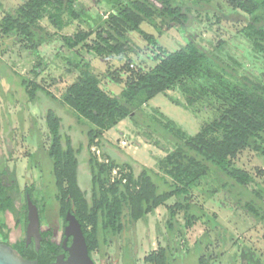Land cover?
Returning a JSON list of instances; mask_svg holds the SVG:
<instances>
[{
	"label": "trees",
	"instance_id": "16d2710c",
	"mask_svg": "<svg viewBox=\"0 0 264 264\" xmlns=\"http://www.w3.org/2000/svg\"><path fill=\"white\" fill-rule=\"evenodd\" d=\"M208 1L194 0L189 4L186 0H126L118 9H110L108 19L96 30L61 35L63 46L71 53L85 50L101 60L128 59L117 70L95 73L90 61L74 59L64 53L58 56L64 68L63 77H74L62 96V103L81 122L88 123V149L100 146L107 131L130 120L135 127L145 129L146 140L164 150L166 156L158 160V171L144 167L136 176L131 166H128L129 173L122 174L124 165L111 158L100 161L93 154L89 160V197L79 185L78 155L81 151H77L72 139L63 134L62 118L48 110L45 117L48 145L40 139L38 151L52 164L54 197L63 230L57 240L54 228L43 229L45 207L35 197V186L27 184L22 189L6 162L0 161L1 242L10 245V230L2 221V216L8 212L16 226L26 230L28 195L39 209L41 246L37 251L34 243L27 246L23 239L17 242L19 247H12L25 259L55 264L64 251L68 213L81 224L92 257L103 245H108L111 238L122 235L139 221L146 222L149 215L155 214L170 200L175 203L167 207L166 229L172 242L178 233L184 238L186 230L204 218L203 210L198 213L192 199L194 190L203 182L210 181L211 187L215 188L213 193L221 189H243L254 183L253 177L236 167L233 160L247 149L264 154L261 145L264 141V69L259 79L241 76L239 70L243 65L237 59L230 57L232 65H229L187 33L193 9L204 10ZM228 1V13L219 11L222 15L218 22L246 15L247 25L241 34L253 48L252 56L264 60V0ZM94 2L107 4V0ZM77 5L78 0H26L15 13H8L0 20V37L16 40L22 37L29 44L31 53L39 57L38 47L52 37L46 33L42 21L47 19L56 31L62 32L74 20L84 21L83 11H79ZM146 24L155 29L157 36L144 30ZM168 33H178L182 39L174 50L164 48L159 41ZM135 38L142 47L134 48L139 52L149 49L153 56L139 55L132 47ZM224 44L219 43V52ZM134 52L140 58L139 63L131 57ZM34 73L36 77L39 75L37 70ZM22 86L31 102L39 99V93L52 98L46 88L34 81L23 78ZM176 88L186 95L190 106L213 96L224 103V109L194 136L186 134L157 110L151 115L144 111L151 100ZM172 102L179 105V102ZM155 136L170 144L171 149H166ZM116 169H119L120 177L113 179ZM253 193L259 201L264 197V190ZM243 209L253 218L264 220V205L255 200L247 201ZM180 212L184 214V225L177 219ZM175 256L169 244L151 253L145 261L172 264ZM125 260L132 264V260ZM200 262L203 264V260Z\"/></svg>",
	"mask_w": 264,
	"mask_h": 264
},
{
	"label": "rangeland",
	"instance_id": "374dc122",
	"mask_svg": "<svg viewBox=\"0 0 264 264\" xmlns=\"http://www.w3.org/2000/svg\"><path fill=\"white\" fill-rule=\"evenodd\" d=\"M26 0H0V20L8 13H15ZM194 2V0H186ZM126 0H107V4L98 5L94 0H78L77 9L83 11L84 21L74 20L62 32L49 23L42 21L51 40L45 39L38 47L39 57L33 55L30 46L22 37H0V161L6 162L11 173H14L20 187L27 184L35 186V197L45 207L43 214L44 230L55 229L57 240L63 230V222L59 218V207L55 200V186L52 164L39 154V141L48 145V131L45 117L48 110H53L62 118V132L72 139L74 148L81 151L79 158V185L84 192L91 195V173L89 160L95 154L100 161L111 158L125 169L121 173H129L131 166L135 175H139L144 167L158 171L157 162L166 156L164 150L149 143L144 137V130L126 120L123 134L107 133L106 140L100 146L88 149L86 131L88 123L81 122L76 115L62 103L66 88L74 77L64 78L60 53L82 61H90L95 73L111 69H119L127 63V57H114L106 60L96 58L85 50L71 53L63 46L61 35L69 36L77 31L96 30L108 19L110 9H118ZM204 10L193 9V19L188 24L187 33L196 37V41L207 51L232 65L230 57L237 59L243 67L240 75L250 79L261 78L264 60L252 56L253 48L242 36L241 30L247 25L246 15L233 16L228 20L218 18L228 13V0H209ZM144 30L157 36L155 29L144 25ZM132 47L141 46L133 39ZM161 45L174 50L182 39L178 33H168L160 37ZM136 42V43H135ZM220 42H225L221 52L217 50ZM135 43V45H134ZM142 47V46H141ZM136 51L137 48H134ZM139 52V51H138ZM139 55L153 56L150 50H141ZM254 55V54H253ZM150 56V57H151ZM229 56V57H228ZM132 59L140 62L138 55L132 53ZM40 61L41 66L38 67ZM135 63V64H136ZM148 64V63H147ZM148 67L150 64L147 65ZM39 75L36 77L34 71ZM23 78L40 84L52 95L39 93L34 103L28 99L22 86ZM179 102V105L172 102ZM224 109V103L213 96L204 98L196 105L190 106L187 97L180 88L159 95L149 102L144 111L149 115L154 110L174 121L186 134L196 135L206 124L213 122ZM105 134L103 139H105ZM41 137V138H40ZM166 149L171 145L158 136ZM264 148V141L261 143ZM236 167L249 173L254 183L247 188L226 190L213 193L214 186L210 181L203 182L193 192L192 199L197 212L203 210L204 218L193 228L186 230L184 238L178 233L172 239L166 229L168 219L167 207L173 205L170 200L159 207L155 214L149 215L147 221H139L120 236L111 238L108 245L93 254L96 264H122L123 257L136 264H149L145 259L153 252L171 245L176 254L172 264H264V220H257L243 209L249 200L264 205V197L258 200L253 191L264 190V154L247 149L234 160ZM5 165V164H4ZM116 172L120 176L119 169ZM115 175V174H114ZM118 177V176H116ZM264 196V195H263ZM238 202H242L239 205ZM181 225L185 224L184 214L177 216ZM9 231L11 246L19 247L17 242L26 238L23 226L17 227L11 213L2 216ZM1 240V237H0Z\"/></svg>",
	"mask_w": 264,
	"mask_h": 264
},
{
	"label": "water",
	"instance_id": "95a60500",
	"mask_svg": "<svg viewBox=\"0 0 264 264\" xmlns=\"http://www.w3.org/2000/svg\"><path fill=\"white\" fill-rule=\"evenodd\" d=\"M27 212L26 244L28 246L34 243L37 251H39L42 241L39 209L29 195L27 196ZM66 222L63 250L68 254V257L66 258L64 254L58 256L55 264H95V261L89 254L86 239L79 221L73 214L68 213ZM70 239L71 245L68 246ZM0 264H39V262L37 260L25 259L11 245L0 241Z\"/></svg>",
	"mask_w": 264,
	"mask_h": 264
},
{
	"label": "crops",
	"instance_id": "0c3cea01",
	"mask_svg": "<svg viewBox=\"0 0 264 264\" xmlns=\"http://www.w3.org/2000/svg\"><path fill=\"white\" fill-rule=\"evenodd\" d=\"M154 100V99H153ZM153 100H151V101H153ZM150 101V102H151ZM126 122V120L125 121H123V122H121L116 128H114V129H112V130H110L109 132H107L108 134L109 133H112V134H117V136L118 135H120L119 133H121V134H123V125H124V123ZM105 139H103L102 140V142H104V140H106V134H105V137H104ZM163 158V157H162Z\"/></svg>",
	"mask_w": 264,
	"mask_h": 264
},
{
	"label": "flooded vegetation",
	"instance_id": "af4514ba",
	"mask_svg": "<svg viewBox=\"0 0 264 264\" xmlns=\"http://www.w3.org/2000/svg\"><path fill=\"white\" fill-rule=\"evenodd\" d=\"M70 244H68V246H70L71 245V242H69ZM65 255L66 256V258L68 257V254L65 252V251H63V253H61L60 255ZM59 255V256H60ZM92 258H93V256H92ZM93 260H94V258H93ZM129 263V262H128ZM96 264V263H95ZM122 264H127L126 263V260H125V257H123V263ZM132 264H136L135 262H134V260H133V257H132Z\"/></svg>",
	"mask_w": 264,
	"mask_h": 264
},
{
	"label": "built area",
	"instance_id": "2783aa9c",
	"mask_svg": "<svg viewBox=\"0 0 264 264\" xmlns=\"http://www.w3.org/2000/svg\"><path fill=\"white\" fill-rule=\"evenodd\" d=\"M109 15V14H108ZM115 174V175H114ZM116 176H118V177H120L119 175H118V173L116 172V170L113 172V179L116 177Z\"/></svg>",
	"mask_w": 264,
	"mask_h": 264
},
{
	"label": "clouds",
	"instance_id": "9594fccd",
	"mask_svg": "<svg viewBox=\"0 0 264 264\" xmlns=\"http://www.w3.org/2000/svg\"><path fill=\"white\" fill-rule=\"evenodd\" d=\"M109 14V13H108Z\"/></svg>",
	"mask_w": 264,
	"mask_h": 264
}]
</instances>
